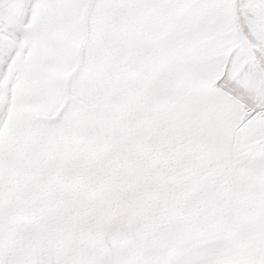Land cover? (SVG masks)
Masks as SVG:
<instances>
[{"label":"snow or ice","instance_id":"obj_1","mask_svg":"<svg viewBox=\"0 0 264 264\" xmlns=\"http://www.w3.org/2000/svg\"><path fill=\"white\" fill-rule=\"evenodd\" d=\"M0 264H264V0H0Z\"/></svg>","mask_w":264,"mask_h":264}]
</instances>
